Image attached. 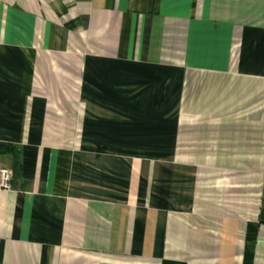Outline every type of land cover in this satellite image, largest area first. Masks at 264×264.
<instances>
[{
	"label": "crops",
	"instance_id": "obj_1",
	"mask_svg": "<svg viewBox=\"0 0 264 264\" xmlns=\"http://www.w3.org/2000/svg\"><path fill=\"white\" fill-rule=\"evenodd\" d=\"M0 264H264V0H0Z\"/></svg>",
	"mask_w": 264,
	"mask_h": 264
},
{
	"label": "built area",
	"instance_id": "obj_2",
	"mask_svg": "<svg viewBox=\"0 0 264 264\" xmlns=\"http://www.w3.org/2000/svg\"><path fill=\"white\" fill-rule=\"evenodd\" d=\"M11 180V171L4 168H0V190H8Z\"/></svg>",
	"mask_w": 264,
	"mask_h": 264
}]
</instances>
